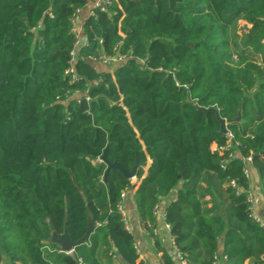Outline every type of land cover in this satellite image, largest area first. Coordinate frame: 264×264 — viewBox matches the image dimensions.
<instances>
[{"label":"trees","instance_id":"1","mask_svg":"<svg viewBox=\"0 0 264 264\" xmlns=\"http://www.w3.org/2000/svg\"><path fill=\"white\" fill-rule=\"evenodd\" d=\"M89 2L0 0V263L144 264L118 208L137 184L106 174L107 161L132 170L138 159L134 197L149 235L156 205L176 191L165 220L186 264L219 254L264 264V226L247 200L253 170L264 197V0L84 9L86 43L67 72L71 19ZM117 54L127 59L97 65ZM200 107L239 120L222 133ZM90 219L89 241L60 252L53 234L77 241ZM163 261L177 264L167 251Z\"/></svg>","mask_w":264,"mask_h":264},{"label":"crops","instance_id":"2","mask_svg":"<svg viewBox=\"0 0 264 264\" xmlns=\"http://www.w3.org/2000/svg\"><path fill=\"white\" fill-rule=\"evenodd\" d=\"M152 160L148 156L147 165L145 170L149 168ZM134 184H137L133 189L129 190V193L124 201V207L127 213V223L130 227V232L134 234L136 243L139 248V262H144V264H164L163 253L167 251L172 254L176 259L177 264H181L177 257L175 241L170 233V227L165 220L166 207L170 201L176 196V191L170 194L168 197L161 200V206L157 214L158 227L156 235L151 236L145 230L141 219L139 217L136 203H135V193L138 188L139 181L137 178L132 179ZM252 194L255 197V212L264 223V197L262 193V187L259 179L258 173L253 170L251 176ZM158 242V244H157ZM120 260L116 257L112 261V264H120ZM0 264H12L9 260L4 259ZM247 264H251L250 261Z\"/></svg>","mask_w":264,"mask_h":264},{"label":"built area","instance_id":"3","mask_svg":"<svg viewBox=\"0 0 264 264\" xmlns=\"http://www.w3.org/2000/svg\"><path fill=\"white\" fill-rule=\"evenodd\" d=\"M112 1L113 0H90L89 4L86 7L77 9L75 15L71 19L72 32L76 36V41H75V47H74V49H73V51L71 53L72 54V59H71L70 63H71L72 66L68 69L67 72H74L73 65H74L75 61L78 59L79 49H80V47L83 44L86 43L85 35H84V19H83L84 9L86 10L87 14L93 15L95 13V9H100L101 11H107L109 6L111 5ZM90 59H93L94 61L96 60V58H94V57H90ZM126 59H127L126 55L117 54L115 56H106V55H104V56H102L99 59V61L102 62L103 64H115V63H121V62L125 61ZM212 148H213V150L221 151V153L223 154L224 150L227 149L228 147L218 146L215 143V144H213ZM245 161L248 163V167L246 168L245 171H246L247 175H250L251 174L250 173V165H251V162H252V156L246 157ZM230 183L233 186H237L236 180H231ZM131 189H133V188H131ZM238 191H239V189H238ZM127 195H128V192H126V191H123L122 194H121L123 199H125L127 197ZM247 200H248V203H249V208H250V211H251V215L257 221H259L261 223V225L264 226L263 220L255 212L256 203H255V197L252 194V191L248 193ZM160 206H161V204L156 205V207H155L156 214H158ZM118 208H119V211L122 213L123 219L125 221L126 229L128 231H130V227H129L128 223H127V213H126L123 201L119 204ZM156 231H157V229H155L154 234H156ZM135 248L139 252V248H138L137 243L135 244ZM175 248H176L177 257L180 260L181 264H186V261L182 258V256L178 252V249H177L176 245H175ZM59 251L62 252L61 249ZM66 253L72 254L73 252H66ZM79 264H84V263L82 261H80ZM214 264H229V263L227 262V258H226L225 255L219 254V255H217L215 257Z\"/></svg>","mask_w":264,"mask_h":264},{"label":"water","instance_id":"4","mask_svg":"<svg viewBox=\"0 0 264 264\" xmlns=\"http://www.w3.org/2000/svg\"><path fill=\"white\" fill-rule=\"evenodd\" d=\"M188 102H191V99L187 100ZM200 109L204 110L205 112H214L216 114L217 119L220 122V126H221V132L222 133H227L228 132V124L230 122H232L233 120H239V117L236 118H223L220 116L218 109L216 108H202L200 107ZM103 159H106L105 155H103L102 157ZM108 163V168L106 171V174L111 170V169H118L120 170L123 175L126 178L129 179H134L136 178V173L138 168L141 166L140 161L137 159L136 163L134 165V167L132 168V170H127L125 169L120 163L118 162H111V161H107ZM95 228V223L93 220H89V224H88V228L86 233L83 235V237H81L79 240L74 241L73 239H71L68 231L66 230L64 234H57L54 233L52 236V242L55 243L56 245H58L60 247V249L62 250V252H74L75 248L81 244L87 243L89 241L90 235L93 232Z\"/></svg>","mask_w":264,"mask_h":264},{"label":"rangeland","instance_id":"5","mask_svg":"<svg viewBox=\"0 0 264 264\" xmlns=\"http://www.w3.org/2000/svg\"><path fill=\"white\" fill-rule=\"evenodd\" d=\"M245 24V21H240V26H243ZM99 67H103V63L101 62V64H97ZM112 66V65H111ZM110 66V67H111ZM113 67V66H112Z\"/></svg>","mask_w":264,"mask_h":264}]
</instances>
